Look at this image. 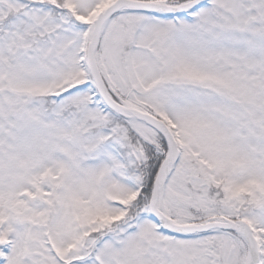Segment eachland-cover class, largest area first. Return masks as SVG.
<instances>
[{
  "label": "snow or ice",
  "instance_id": "6c2138e0",
  "mask_svg": "<svg viewBox=\"0 0 264 264\" xmlns=\"http://www.w3.org/2000/svg\"><path fill=\"white\" fill-rule=\"evenodd\" d=\"M0 264H264V0H0Z\"/></svg>",
  "mask_w": 264,
  "mask_h": 264
}]
</instances>
